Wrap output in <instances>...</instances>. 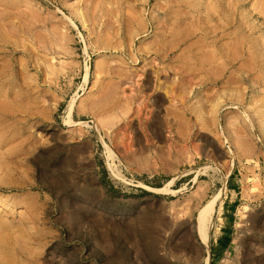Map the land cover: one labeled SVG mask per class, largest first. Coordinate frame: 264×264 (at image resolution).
Wrapping results in <instances>:
<instances>
[{
	"label": "rangeland",
	"instance_id": "374dc122",
	"mask_svg": "<svg viewBox=\"0 0 264 264\" xmlns=\"http://www.w3.org/2000/svg\"><path fill=\"white\" fill-rule=\"evenodd\" d=\"M206 257L264 264V0H0V264Z\"/></svg>",
	"mask_w": 264,
	"mask_h": 264
},
{
	"label": "bare ground",
	"instance_id": "6f19581e",
	"mask_svg": "<svg viewBox=\"0 0 264 264\" xmlns=\"http://www.w3.org/2000/svg\"><path fill=\"white\" fill-rule=\"evenodd\" d=\"M209 5V4H208ZM208 8V6H207ZM210 10H212V8H210ZM211 15V13H210ZM70 121V120H69ZM70 123V122H69ZM73 123V122H72ZM78 124V123H81V122H75L74 124ZM107 148V151H108V156L110 157H113V156H116V154L113 152L112 149H110L108 146L106 147ZM171 181H169L168 183H171ZM215 198L216 197H213L211 200L207 201L206 204H204L202 206V208L200 209L199 211V216H198V231L200 233V236L203 240H208V231H207V221L209 219V216L211 215V213L213 212L214 210V202H215ZM210 263V259L209 257H206L205 258V264H209Z\"/></svg>",
	"mask_w": 264,
	"mask_h": 264
},
{
	"label": "crops",
	"instance_id": "0c3cea01",
	"mask_svg": "<svg viewBox=\"0 0 264 264\" xmlns=\"http://www.w3.org/2000/svg\"><path fill=\"white\" fill-rule=\"evenodd\" d=\"M225 234H227V232H225ZM225 240H226L225 237H220V239H219L220 244H223Z\"/></svg>",
	"mask_w": 264,
	"mask_h": 264
}]
</instances>
